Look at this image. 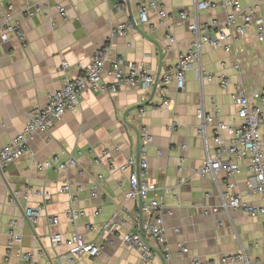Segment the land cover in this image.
I'll return each mask as SVG.
<instances>
[{"label": "crops", "instance_id": "obj_1", "mask_svg": "<svg viewBox=\"0 0 264 264\" xmlns=\"http://www.w3.org/2000/svg\"><path fill=\"white\" fill-rule=\"evenodd\" d=\"M199 1L129 0L127 7L112 0H0V3L12 4L17 13L36 5L49 8L46 16L22 20L25 46L13 37L8 43L0 40V149L22 131L31 109L45 107L48 93L62 86V62L68 65L67 77H75L89 64L93 53L109 43L111 30L120 23L134 21L135 25L123 38L110 42L108 61L122 58L142 64L160 78L175 66L177 53L185 51L193 41L189 21L179 20L178 13L188 12L190 19L200 25L225 27L226 11L220 8L197 11L195 5ZM237 1L242 9L258 3L259 15L264 21V0ZM151 2L158 9H164L168 18L160 19L152 10L148 21L140 24L139 9ZM58 6L65 8L67 20L57 12ZM169 34L174 36L173 44L167 41ZM197 68L225 75L228 88L222 90L216 81L197 79L194 72ZM263 70L264 47L250 28L230 52L204 46L199 61L185 75L184 88L169 86L168 108L160 106L163 97L157 84L149 93L123 86L113 95H83L76 109L66 113L49 132L37 133L28 144L27 154L0 172V264L7 255L10 221L16 222L13 230L21 238L22 251L42 252L41 256L35 255V264H145L136 250L121 241L125 231L140 232L147 217L141 214L139 202L125 198L128 171L118 170L128 159L135 161L134 135L140 122L147 126L153 138L147 151V175L155 188L167 191L162 195V202L166 241L171 252L170 261L155 253L146 264H187L179 255L178 243L184 245L188 254L203 260L240 251L251 261L261 259L264 216L223 211L204 214L219 204L226 180L223 172L215 178L197 174L206 152H212L215 130L213 120L200 133L202 122L197 110L202 109L210 116L218 112L226 124L237 122L230 95L240 85L252 97L262 85ZM140 110L143 111L141 119ZM172 122L176 123L173 131L170 130ZM260 134L264 138V126ZM114 148L118 151H113ZM106 149L111 151V164L101 158V152ZM77 152L82 155L78 156ZM71 156L75 165L65 170L37 167L54 157L65 163ZM99 158L100 163L94 164ZM238 164L240 171L233 179L235 192L246 203L259 205L256 195L246 192L248 161H238ZM99 175L101 180L97 179ZM64 181L72 183L71 190L77 195L75 207L85 212L74 226L65 217L70 196L60 192ZM94 184L98 187L97 197L89 194ZM11 191L18 193L15 203L8 200ZM43 193H47V198ZM26 208H42V217L29 224L24 218ZM114 213L126 220L125 228L103 241L97 257L83 254L70 263L66 256L71 234L77 232L85 242H94ZM49 217H57L59 224L51 226ZM87 226L93 230H87ZM52 233L63 236L62 245L55 248L50 245L48 237ZM10 262L26 264L13 257Z\"/></svg>", "mask_w": 264, "mask_h": 264}, {"label": "built area", "instance_id": "obj_2", "mask_svg": "<svg viewBox=\"0 0 264 264\" xmlns=\"http://www.w3.org/2000/svg\"><path fill=\"white\" fill-rule=\"evenodd\" d=\"M118 5H124L125 0H119ZM129 1V0H128ZM220 8L226 11L225 27L217 28L210 24L200 25L195 19H190L188 12L178 13V19L189 21L188 30L193 35V41L185 51L177 53L175 66L157 78L149 69L142 64L129 63L119 58L108 61L110 42L115 38H123L132 29L134 24L126 21L118 24L111 30L108 44L97 49L89 64L73 78L67 77L68 65L62 62L61 70L64 73L62 86L47 95L45 107H34L28 114L24 128L7 145L0 149V172L8 166L22 159L28 152V144L37 133H47L53 129L55 123L74 109L80 103L85 94L113 95L121 87L140 88L149 93L156 83L159 93L163 97L161 107L168 108L171 104L168 98V88L175 84L178 89H183L185 85V75L187 71L199 61L202 48L209 46L213 49H220L230 52L234 44L240 39L246 30L253 28L258 43L264 47V21L260 17V6L253 3L248 9H242L237 0H221L214 3L209 0H201L195 5L197 11H212ZM48 6L36 5L24 12L17 13L10 3H0V40L8 43L11 37L25 46V34L22 30V20L48 13ZM155 11L160 19L168 18L164 9H158L155 3L142 5L138 13L140 24L148 21L149 11ZM57 12L67 20V12L64 7L58 6ZM53 25V23L51 22ZM167 41L173 44L174 36L167 35ZM195 76L199 80L209 83L216 81L222 90L228 88V78L223 74H212L203 71L202 68L195 69ZM230 99L236 108L237 122L226 124L220 119L218 112L213 116L207 115L202 109L197 110V117L201 120L200 133L204 132L207 124L215 121L213 134V149L207 151L202 165L197 170L200 177H217L223 172L225 177L224 189L219 195V204L204 211L206 216L217 214L221 211L241 212L249 217L264 216V138L260 134V129L264 126V70L262 72V85L257 89L252 97H248L241 86L235 87ZM143 116L140 110L139 118ZM175 122L170 125V130H174ZM136 150L138 155V170L135 167L134 159H128L118 168L120 172L128 171V189L125 198L129 201L140 203V212L147 217L142 223L140 232L125 231L121 234L122 244L139 253L143 263H148L155 253L162 255L165 261L171 260V252L166 241L164 229L165 205L162 202V195L166 190L155 188L149 180L148 172V147L153 141L149 129L142 122L136 128L134 135ZM113 151L117 152L118 148ZM160 155L161 153L158 152ZM82 155V152H77ZM101 158H105L109 164L112 162L111 151L103 150ZM238 161H248L249 177L245 182L248 195H256L259 205L249 204L243 201L241 196L235 192L233 181L240 171ZM94 164L100 163V158L94 160ZM75 165L72 156L62 163L59 157L44 161L37 165L40 170H65L67 167ZM182 168L179 167V171ZM98 180L102 176L97 177ZM179 182H181L179 180ZM72 183L64 181L60 188L61 193L70 196L68 207L65 211L67 223L74 226L76 222L85 216V212L75 207L77 195L71 190ZM47 198V193H43ZM89 194L97 197L98 187L92 185ZM18 193L11 191L9 202L15 203ZM42 208H26L24 218L29 224L36 223L42 217ZM51 226L59 224L57 217L47 219ZM137 222V221H136ZM10 230L8 234L7 252L3 264H13L10 258H15L18 262L35 264L36 254L42 252H24L21 250V238L13 230L15 221L9 222ZM126 226V220L119 218L114 213L101 229L99 239L94 242H85L82 235L77 232L71 234L69 240V250L66 258L73 263L78 257L86 254L89 257H97L102 249L103 241L108 237L122 231ZM87 230L93 227L87 226ZM50 245L55 248L63 244L64 238L59 233L49 234ZM179 255L184 257L187 264H264V256L259 260L251 261L244 251L235 254L220 256L214 259L203 260L195 255L188 254L182 243L177 244ZM64 258V257H61ZM18 264V263H14Z\"/></svg>", "mask_w": 264, "mask_h": 264}, {"label": "water", "instance_id": "obj_3", "mask_svg": "<svg viewBox=\"0 0 264 264\" xmlns=\"http://www.w3.org/2000/svg\"><path fill=\"white\" fill-rule=\"evenodd\" d=\"M112 2L115 3V4H119L120 3L119 0H112ZM128 3H129V1L128 0H125V4L127 5V7H128ZM132 23L135 25L134 21H132ZM155 88H156V83L153 86V91L155 90ZM135 167L138 170V155H137V150H136V155H135Z\"/></svg>", "mask_w": 264, "mask_h": 264}]
</instances>
